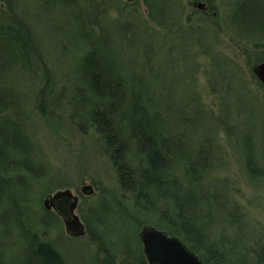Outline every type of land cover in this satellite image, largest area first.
Returning a JSON list of instances; mask_svg holds the SVG:
<instances>
[{
  "label": "trees",
  "instance_id": "1",
  "mask_svg": "<svg viewBox=\"0 0 264 264\" xmlns=\"http://www.w3.org/2000/svg\"><path fill=\"white\" fill-rule=\"evenodd\" d=\"M0 1V264H67L56 243L48 240L45 233L49 222L58 219V215L42 207L37 221L28 209L30 188L42 181L49 169L31 156L28 114L11 81L15 72L30 70L31 65L40 66L43 62L29 33L31 16L48 12L53 19L57 9L66 18V24L59 27L69 40L66 47L72 43L83 51L77 66L79 85L74 86L70 107L73 114L80 113L78 126H90L97 134L116 169L120 189L130 197V208H121L116 202L118 208L113 215L119 220V228L133 221L138 230L144 224L164 229L178 236L205 264H264L262 233L252 227L246 212L227 190L204 177L215 159L207 145L208 137L194 138L191 145H185L181 134L178 136L182 129L179 126H191L198 114H181L185 102H177L169 89L159 97L153 66L135 61L141 55H150L149 48L154 45L147 40L152 38V30H139L136 34L131 29L137 26L133 19L107 24L104 15L115 4L111 0ZM143 1L147 20L166 28L161 17L168 19L172 14L169 9L175 7L167 6L163 0ZM223 4L233 22L231 29L239 35L243 29H261L264 33V0H224ZM121 10L118 16L125 14ZM189 21L187 35L197 27L190 24V18ZM196 37L206 39L203 33ZM115 41L116 49L112 47ZM124 44L130 49L131 44L138 45L137 54L128 62L122 56L128 51L127 47L122 48ZM260 45L255 43V47ZM208 53L213 55L211 50ZM255 59L264 61V52ZM72 73L77 74L75 69ZM44 76L39 93H45L52 83L46 69ZM227 88L230 90L229 85ZM242 94L237 93L233 100L248 123L251 120ZM223 102L221 121L225 124L231 114L226 100ZM245 132L242 150L249 176L264 180V166L258 164L260 159L253 153L257 145L251 133ZM98 209H90V215H82V219L86 230L92 229L90 239L104 248L101 264H112L114 258L104 246L106 230L102 228L113 215L109 214V203L102 202ZM130 242L132 246L128 248V240L122 239L127 252H133L138 262L145 264L137 233ZM7 246L12 251L8 261L3 256Z\"/></svg>",
  "mask_w": 264,
  "mask_h": 264
},
{
  "label": "rangeland",
  "instance_id": "2",
  "mask_svg": "<svg viewBox=\"0 0 264 264\" xmlns=\"http://www.w3.org/2000/svg\"><path fill=\"white\" fill-rule=\"evenodd\" d=\"M111 1L115 4H111L104 15L107 24H115L118 19L119 23L122 18V22L133 19L137 26H131V29H135L136 34L144 29L153 31L152 38L147 40L154 45L149 48L150 55H141L135 61L140 65L147 63L153 66L155 73L154 76L150 75L159 83L155 85L159 97L169 89L177 102H185L181 105V114L189 111L198 114L191 126H179L184 134L180 128L178 136L182 135L179 137L185 141V145H191L194 138L208 137V143H204L212 149L215 159L204 175L205 179L227 190L232 200L235 199L241 205L252 227L262 233L260 239L264 243V180L250 178L242 150V136L248 131L257 145L253 153L256 152L260 159L258 164L264 166V84L253 73V67L258 64L256 55L264 52L263 30L244 32L243 29L240 31L241 36L237 30L231 29L233 22L223 8L224 0H163L162 3L167 6L175 7L169 9L172 14L168 19L161 17L166 28L147 20V7L143 0L134 3ZM198 3L203 6L199 7ZM0 6H3L2 1ZM120 10L125 14L118 16ZM172 15L176 18H171ZM52 16L53 19L48 12L37 16L33 14L27 20L32 41L38 46L43 62L40 66L31 65L30 70L15 72L11 80L13 89L17 90L16 95H21L19 99L24 102L23 110L28 114L26 122L29 123L27 125L33 142L31 156L49 169L46 171L48 176L33 183L30 188L28 209L30 215H34L38 221L44 197L58 189L69 188L79 195L75 212L80 217L89 216L90 209L98 211L102 202L109 203V214L113 215L118 208L116 202L121 208H130V197L120 189L116 169L104 153L97 134L89 129L90 126H78L80 113L73 114L70 104L75 95L74 86L79 85L77 77L80 74L77 69L80 67L77 66L83 51L78 46L75 49L72 43H69L70 47L68 45L71 51L66 47L69 40L65 38L63 28L59 29L66 24L65 14L57 9ZM189 18L190 24L197 27L187 35ZM201 33L206 39L196 37ZM255 43L261 45L255 47ZM131 45L132 49L125 44L122 46L128 49L123 50L122 55L126 62L132 59L133 54H137L135 49L138 45ZM112 47L117 48L116 41ZM210 50L213 55L208 53ZM45 69L47 75L52 77V83L45 90L47 94L39 93L42 80L45 79ZM73 69L77 74L72 73ZM240 92L243 93L250 116L251 121L248 123L239 114V108L234 102ZM224 99L227 111L231 114L229 122L225 124L221 121L224 120L221 116L225 108ZM176 173H180V170ZM85 184L92 186L90 194L81 191ZM51 185L54 186L49 188ZM108 218L106 226L102 228L106 230L103 242L109 255L114 258L112 264H140L134 253L127 252L122 243V239L128 240L130 248V239L134 238L138 228L133 221L119 228L116 215ZM90 225L92 227V223ZM36 228L39 229L38 226ZM91 230H85L83 236L70 237L58 216V219L49 222L45 233L48 240L56 243L67 264H101L105 256L102 251L104 248L90 239ZM7 249L3 252L6 261L12 255L11 247L7 246Z\"/></svg>",
  "mask_w": 264,
  "mask_h": 264
},
{
  "label": "water",
  "instance_id": "3",
  "mask_svg": "<svg viewBox=\"0 0 264 264\" xmlns=\"http://www.w3.org/2000/svg\"><path fill=\"white\" fill-rule=\"evenodd\" d=\"M134 2L136 0H126ZM199 7L202 3L197 4ZM253 73L264 84V62L253 67ZM84 193H91L92 186L81 187ZM78 197L69 188L58 189L47 194L42 205L46 210H53L62 219L65 231L71 236H82L85 226L75 212ZM147 264H205L204 261L185 245L179 238L168 235L165 231L151 224H144L137 234Z\"/></svg>",
  "mask_w": 264,
  "mask_h": 264
},
{
  "label": "bare ground",
  "instance_id": "4",
  "mask_svg": "<svg viewBox=\"0 0 264 264\" xmlns=\"http://www.w3.org/2000/svg\"><path fill=\"white\" fill-rule=\"evenodd\" d=\"M126 1V0H125ZM136 1H140V0H136ZM136 1H134V2H136ZM127 2V1H126ZM134 2H127V3H134ZM205 13H208V11L207 10H205L204 11ZM262 62H264V61H261V62H258V64L259 63H262ZM90 185V184H89ZM71 190V189H70ZM73 193V192H72ZM84 193V192H83ZM74 194V193H73ZM85 194H89V193H85ZM75 195H77V197H78V200H79V195L78 194H75ZM51 211H53V210H51ZM56 213V212H55ZM57 214V213H56ZM77 214V213H76ZM58 215V214H57ZM78 215V214H77ZM59 216V215H58ZM78 217L82 220V222H83V219H82V217H80V215H78ZM84 223V222H83ZM64 225V224H63ZM84 226H85V224H84ZM142 227V226H141ZM140 227V228H141ZM64 228H65V226H64ZM85 230H86V227H85ZM140 230V229H139ZM138 230V231H139ZM160 230H163V231H165L168 235H171V234H169L166 230H164V229H161L160 228ZM66 232V231H65ZM86 233V232H85ZM84 233V234H85ZM67 234V233H66ZM83 234V235H84ZM137 234H138V232H137ZM68 236H70V237H73V238H76V237H80V236H71V235H69V234H67ZM82 235V236H83ZM171 236H175V237H177V238H179L178 236H176V235H171ZM137 238H138V236H137ZM180 239V238H179ZM138 240H139V238H138ZM181 240V239H180ZM140 241V240H139ZM182 241V240H181ZM183 242V241H182ZM141 243V242H140ZM186 245V244H185ZM187 246V245H186ZM188 247V246H187ZM141 249H142V244H141ZM192 250V249H191ZM142 253H143V251H142ZM143 255H144V253H143ZM144 257H145V255H144ZM145 264H147V262H146V259H145Z\"/></svg>",
  "mask_w": 264,
  "mask_h": 264
}]
</instances>
